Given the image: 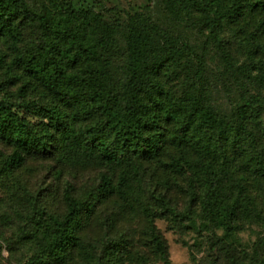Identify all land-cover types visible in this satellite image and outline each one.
Listing matches in <instances>:
<instances>
[{
	"label": "trees",
	"instance_id": "trees-1",
	"mask_svg": "<svg viewBox=\"0 0 264 264\" xmlns=\"http://www.w3.org/2000/svg\"><path fill=\"white\" fill-rule=\"evenodd\" d=\"M161 1L168 24L138 11L112 18L75 0H0V189L16 204L0 212V228L12 231L6 246L17 264H174L157 219L206 241L212 254L195 264H264L262 103L243 88L264 81V0ZM213 48L217 72L243 79L224 112L208 80ZM204 120L213 140L182 150L175 134ZM36 158L104 170L88 193L64 195V213H48L19 176ZM146 164L162 175L148 182ZM173 176L184 209L168 194ZM217 200L248 207L263 232L251 250L211 233ZM110 201L142 217L144 250L124 232L91 234L95 202Z\"/></svg>",
	"mask_w": 264,
	"mask_h": 264
},
{
	"label": "rangeland",
	"instance_id": "rangeland-1",
	"mask_svg": "<svg viewBox=\"0 0 264 264\" xmlns=\"http://www.w3.org/2000/svg\"><path fill=\"white\" fill-rule=\"evenodd\" d=\"M75 2L78 6L95 7L112 18L114 15L124 16L127 12L138 11L147 13L163 24L170 22L161 0H75ZM109 8L113 10L107 11ZM190 36L195 35L190 34ZM223 36L228 38V47L233 55L244 59L246 48L241 46L239 37L230 30L225 31ZM208 62V80L213 93V102L220 111H228L241 95L240 82L243 79L228 77L217 72V68L221 70V67L214 48L208 55ZM243 88L250 96L254 99L258 98L262 103L260 121L256 128H258L257 136L264 141V81L247 79L244 81ZM175 139L182 150L208 145L213 140L210 121L198 122L188 131L175 134ZM102 170L104 169L100 167L61 168L51 159L36 158L28 161L27 168L19 176L21 182L35 195L48 213L62 214L65 212L64 195L88 193L99 181V173ZM160 175H162L160 169L146 164L145 178L148 182L154 181ZM179 183L182 184L183 181ZM168 194L179 209L186 207L188 198L183 189L178 187L175 176L170 180ZM95 204L97 226L91 232L93 236L124 232L132 238L138 249H145L141 216H123L119 207L112 201L95 202ZM15 205L11 191L5 188L0 189V212L9 210L12 213ZM16 222H19V217H16ZM210 223L212 234L223 237L239 249L251 250L253 243L263 235L262 228L253 220L248 207L239 201L217 200ZM156 225L167 243L168 255L174 264H195V259L203 263L211 256L212 252L206 241L202 239L201 242L200 239L201 243L197 242L198 236L192 229L187 228L185 223L183 226L175 227L169 220L157 219ZM11 236V229L6 226L0 228V264H17L6 246ZM31 251L27 250L25 253L31 254Z\"/></svg>",
	"mask_w": 264,
	"mask_h": 264
}]
</instances>
